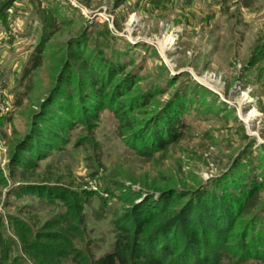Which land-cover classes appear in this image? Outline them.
I'll return each mask as SVG.
<instances>
[{"label": "rangeland", "instance_id": "1", "mask_svg": "<svg viewBox=\"0 0 264 264\" xmlns=\"http://www.w3.org/2000/svg\"><path fill=\"white\" fill-rule=\"evenodd\" d=\"M8 1L0 0V249L11 246L9 263L99 264L128 206L118 187L132 186L138 203L169 189L236 198L227 245L208 238L204 252L222 250L218 264H264V0H74L63 9ZM85 100L98 104L92 115L59 130L55 147L40 150L47 155L18 149L37 114L48 133L50 117ZM168 126L179 135L159 148ZM37 184L83 195L81 222L67 219L64 200L23 187ZM52 234L75 249L48 255L62 244Z\"/></svg>", "mask_w": 264, "mask_h": 264}, {"label": "trees", "instance_id": "2", "mask_svg": "<svg viewBox=\"0 0 264 264\" xmlns=\"http://www.w3.org/2000/svg\"><path fill=\"white\" fill-rule=\"evenodd\" d=\"M13 3L14 0H9L3 7L7 8ZM36 50L40 51L41 48ZM100 85H103L104 88L107 87L106 82H102ZM98 99L99 97L95 95L94 101ZM79 105L81 106L76 110L74 107L73 109L68 108V110L60 109L59 113L50 117L48 120L50 130L48 133L46 132L47 134L39 128L43 112L37 114L33 123L34 128L20 142L18 149H26L38 158L47 155V153H40L41 148L55 147L52 143L57 140L58 131L70 132L72 126L69 125L72 124V121L82 122L81 115L85 117L86 114L92 115L93 107L98 104L88 105L85 100L79 102ZM171 120L172 118H170ZM133 129V126H129L126 131ZM165 131H167L168 137L163 138L158 135L156 137L155 143L156 141L160 143L159 148L165 147L179 135L176 134V130L172 126H168ZM172 134L173 136H171ZM159 137L160 139H158ZM49 139L52 142H47ZM14 161L26 162L22 155L15 157ZM1 171L0 169V174ZM23 187L32 190L39 198L50 201H56L57 198L64 200L70 208L67 219L74 218L76 223L81 222L79 211L80 205L84 202L83 195L81 196L77 192L66 193L56 186L47 184L23 185ZM118 189L122 191L119 195L120 200L128 206L125 207L123 215L115 219L117 235L113 249L99 259V264H218L221 261L222 250H218L217 247L212 252H204V243L206 239L210 238L215 242L227 245L235 226L236 198L231 201L228 198L207 193L205 190L190 192L169 189L161 191L159 200H154L151 196L138 203L137 200L142 197L140 191L133 189L132 186H120ZM58 235L52 234L50 237L60 240L62 244L46 250L45 253L48 255H65L69 250L75 249L74 243L69 237ZM174 245H176L175 248H172ZM262 245L264 246V243ZM33 248L41 251L37 243H34ZM10 251V245H2L0 264H11L9 263Z\"/></svg>", "mask_w": 264, "mask_h": 264}, {"label": "crops", "instance_id": "3", "mask_svg": "<svg viewBox=\"0 0 264 264\" xmlns=\"http://www.w3.org/2000/svg\"><path fill=\"white\" fill-rule=\"evenodd\" d=\"M55 1V3L60 7L59 9H63V5H64V3H65V5H67V4H69L70 5V2L71 3H74V0H67V2L65 1V0H54ZM75 1H78L82 6H84V4L82 3V0H75ZM92 0H85V2L89 5L90 4V2H91ZM103 1H111V2H114V3H120V0H103ZM16 3H13V5H12V8H14V5H15ZM68 8H71V7H69L68 6Z\"/></svg>", "mask_w": 264, "mask_h": 264}, {"label": "built area", "instance_id": "4", "mask_svg": "<svg viewBox=\"0 0 264 264\" xmlns=\"http://www.w3.org/2000/svg\"><path fill=\"white\" fill-rule=\"evenodd\" d=\"M100 15H103V13H101ZM112 18V16L110 14H107V20L110 21V19ZM6 111H7V108H6ZM0 118L3 117V115L5 114V109L2 107L1 110H0ZM5 147V143L4 141L2 140L1 136H0V149L4 150Z\"/></svg>", "mask_w": 264, "mask_h": 264}]
</instances>
